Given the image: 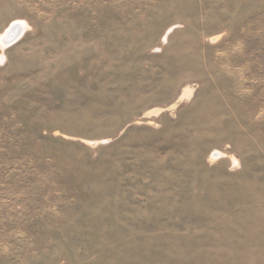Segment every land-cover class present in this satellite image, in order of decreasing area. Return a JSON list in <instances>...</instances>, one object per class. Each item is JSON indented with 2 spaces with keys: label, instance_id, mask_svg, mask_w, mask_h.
<instances>
[{
  "label": "rangeland",
  "instance_id": "374dc122",
  "mask_svg": "<svg viewBox=\"0 0 264 264\" xmlns=\"http://www.w3.org/2000/svg\"><path fill=\"white\" fill-rule=\"evenodd\" d=\"M0 264H264V0H0Z\"/></svg>",
  "mask_w": 264,
  "mask_h": 264
},
{
  "label": "bare ground",
  "instance_id": "6f19581e",
  "mask_svg": "<svg viewBox=\"0 0 264 264\" xmlns=\"http://www.w3.org/2000/svg\"><path fill=\"white\" fill-rule=\"evenodd\" d=\"M27 26L20 22H12L0 35V46L5 49L19 41L26 32Z\"/></svg>",
  "mask_w": 264,
  "mask_h": 264
}]
</instances>
